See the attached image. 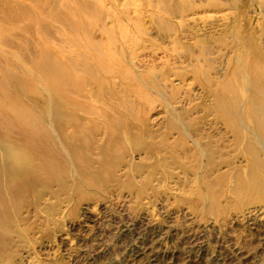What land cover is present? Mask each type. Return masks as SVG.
Instances as JSON below:
<instances>
[{"label": "rangeland", "instance_id": "rangeland-1", "mask_svg": "<svg viewBox=\"0 0 264 264\" xmlns=\"http://www.w3.org/2000/svg\"><path fill=\"white\" fill-rule=\"evenodd\" d=\"M10 1L16 3L17 7H26V18L23 22L31 24L27 32L19 30V33L18 30L12 29L18 36L16 44L21 46L18 48H24L29 39L34 47L45 51L47 56L43 61L49 63V68L38 66L39 60L31 58L30 53H26L22 58L18 54L19 51L0 48V61L3 65L7 62V67H0V129L6 127L17 131V137H12V142H19L24 149H29L27 147L32 148L30 145H22L25 144L23 131H26V141L29 144L37 142V139L28 135L22 114L30 115L33 119L48 114L51 119L52 111L59 108L78 114L82 121L95 123L99 131L91 135L94 144L90 153L83 155V161L88 162L91 171L88 182L94 183L105 179L102 172H97L103 168L101 166L105 160L106 166L110 160L118 161L123 157L119 153L123 145L128 149V142L133 145L139 134H150L155 139L154 142L169 139V132L167 129L164 131L165 122L169 117L187 120L189 117L202 118L206 115L205 123L213 120L216 115L212 107L214 99L201 93L202 88L198 87V80H194L198 78V74L189 70L190 63H194L193 52L197 48L193 52L183 49L193 42H189L190 39L207 41L210 37L219 38L226 29L224 25L231 26L237 16L248 20H245V23L247 22L249 28L254 27L257 21L264 25V15L260 9L245 0L237 9L225 2L226 9L218 14L214 13L212 8H197L195 15L189 13L188 17L186 16L184 27L188 33L196 32L195 35H188L186 30L179 29L181 35L182 31L186 32H183L184 36H178V43L184 46L180 50L184 53L182 56L178 53L180 51L178 54L174 53L175 55L172 52L173 37L159 33L156 25L158 20L155 19L158 16H155V10L150 7L154 0H81L84 4L86 2L85 8L66 3L69 10L64 11V14L67 13L70 17V26L63 27L61 32L58 29V21L44 20L35 6L23 0ZM59 1L55 0L54 4L58 12ZM198 1L200 0H196ZM254 15H258V19L253 17ZM28 16L33 18L29 19ZM251 19L253 22H250ZM175 20L173 24H178L179 21ZM42 21L49 23L43 30L40 27ZM47 28L50 35L46 36L42 32ZM206 45L212 49L217 47L221 54L219 58L215 49L214 53L208 56L212 63L211 77L216 82H226L232 76L227 64L232 56L231 50L227 48L228 44L224 46L225 42L212 41ZM225 47L228 50L221 53ZM185 51L189 55L185 54ZM224 53L227 54L223 55ZM180 54L182 57L178 58ZM221 57L226 60L229 57V60H222ZM173 68L178 69L179 74L176 75ZM215 72L218 74H214ZM183 80L184 85H179V81ZM161 83L166 88L172 86L176 90V102L171 108L155 93L159 92ZM246 91L243 90L242 95ZM238 103L243 105V99ZM203 126V123L199 124V128ZM217 127L218 132H224L223 125ZM67 130L72 131L71 128ZM55 131L59 140L61 134ZM105 133L106 140L102 139ZM225 140H230V136L227 135ZM98 141H109L115 151L100 154L97 151ZM56 146L68 161V148L62 147L58 141ZM36 150L37 156L47 159L53 157L51 147ZM28 151L31 152L30 149ZM143 155H125L127 160L133 159L134 163L141 160L145 163L141 171L132 174L134 182L130 189L114 183L101 191L86 185L87 181L84 179L82 182L76 180L77 191L71 195L72 200L69 199L68 202L62 197L61 208L53 219L54 223L44 224L30 217L28 226L24 227L26 239L14 243L11 264H264L263 201L251 200L244 194L239 199L240 202L223 197L218 199V194L223 189L213 185L208 192L204 184L192 182L191 177L188 178L176 166H168L166 170L156 166L157 173L151 181L146 182L143 177L146 174L147 162ZM184 161L187 162V159ZM148 163L151 165V161ZM122 168L121 164L116 165L115 177L124 176L125 171ZM162 171L168 173L164 178ZM198 172L196 170L194 173ZM137 192L138 197L134 195ZM211 198L217 203L213 210L209 209L208 204Z\"/></svg>", "mask_w": 264, "mask_h": 264}, {"label": "bare ground", "instance_id": "bare-ground-1", "mask_svg": "<svg viewBox=\"0 0 264 264\" xmlns=\"http://www.w3.org/2000/svg\"><path fill=\"white\" fill-rule=\"evenodd\" d=\"M23 1L27 2V4L35 6L38 13L40 12L41 14L39 15L41 18H44V20L51 22L58 21L60 25L58 28L59 32L62 31L63 27L67 28V26H70L68 22V18L70 17L66 15L67 13L64 14V11L69 10V5L66 3L75 5L79 8L86 7V2L84 1V4L81 0H56L57 2L59 1V4H57L60 6L58 12L56 6H54L55 0ZM242 1L244 0H231V2H229V0H200L198 2H196V0H154L152 6L150 7L155 10V16H158V18L155 19L158 20L156 21V25H158L157 28L159 33L166 34L168 37H173L171 49L173 54H176L184 47L182 44L178 43V36L181 35L179 34V29L184 30V27H186L185 20L189 13L190 15H195L197 8L203 10H209L212 8L213 10H210L218 14L224 12L223 10L226 5L225 2H228V5L230 6H235L237 9V6ZM245 1L251 2V6L253 7L257 6L260 9L261 14L264 15V0ZM15 5L16 3L13 4L10 0H0V48H6L11 51H19V53H17L20 54L22 58L26 53H30V55H32L31 58L39 60L38 66H42V68H49V63L43 61V59H46L47 56L45 51H40L39 48L34 47L29 42V39L24 48H18L20 46V44L19 46L16 44V41H18L16 37L18 36L15 35L13 30L27 32L28 27H30L29 25L31 24L23 22L26 18V7L21 8ZM91 5L92 4H90V6ZM230 6H228V8H231ZM98 7L97 9H99ZM261 14L259 15L261 16ZM255 16L257 17L258 15H254L253 17ZM28 17L29 19L33 18L30 16ZM127 17L128 16H126V18ZM174 19L179 21V23L173 24ZM41 20L42 19H40V21ZM245 20L246 19H240L237 16L235 22H231V26L227 24L224 25V28L226 29L222 31L223 35L219 38L210 37L207 41L204 39L192 38L189 40V42L193 41L190 42L189 47L185 46L183 48L187 52L188 50L193 52L194 49L197 48L196 51L193 52L194 63H190L189 70L198 74V78H194V80H198L199 84L197 85L198 87L201 86V93L209 95L210 98L214 99V105L212 107L216 115L213 120H209L205 123L204 118H207L206 115L202 118L198 117L189 119V117L187 120L169 117V120H167L164 125V131L167 129V132L170 134L169 139L154 142L153 140L155 139H153L150 134H139L137 141L133 145H131L132 142H128V146L130 145L128 149L125 147V144L123 145L119 152L123 157L119 158L118 161L114 159L110 160L106 166L105 160V163L101 166L103 168L97 171L98 173L102 172L104 174L105 179L103 181L98 183L88 182L91 176V171H89L90 166L88 165V162H84L85 160L83 161V155H86V153L89 154L94 144V138L91 135L98 132L99 129L95 123L79 119L78 114H73L66 109L63 110L59 108L52 111L51 119L47 116L48 114H43L38 117V119H33L30 115L22 114V121L29 132L28 135L37 139V142L29 144L28 141H26V139H28L26 138V131H23L25 144L22 143V145L25 147L30 145L32 148H27H29L31 152L28 151L29 149H24L19 142H12V137H17V131H13L6 127L0 129V264L12 263L15 249L14 243H20L26 239V229L24 227L28 226L30 217L34 218L36 221L43 222L44 224L53 222V219L60 211L62 197H64L65 201L68 202L72 200L70 199L72 198L71 195L77 191L78 187L75 183L76 180L82 182L84 179L87 181L86 185L93 186L101 191L110 184L114 183L116 185H120L121 187L123 186L130 189L132 187V182H134V179L132 180V177H134L132 174L135 175L136 172L141 171L142 167L145 166V163H143L144 160H141L138 163H134L133 159L127 160L125 158L127 153L144 154L143 156L145 157V162H147V170L143 180L146 182L149 180L151 181L157 173L155 170L156 166L163 167L164 170H166L168 166L170 168L176 166V168L181 169L188 178L191 177L192 182L198 181L204 184L205 190L208 192L213 185L218 186L221 190L223 189V191L218 194V199L221 197L226 199L230 198L238 202L244 194V196L251 200L258 199V201L264 202V25L257 21V24H255L254 27L249 28L250 26L248 27ZM250 22H253L252 19ZM151 23L154 24L153 21ZM47 26H49V23L47 22L40 24L42 30L43 27ZM32 29L33 28H31V30ZM20 31L19 33H21ZM184 31L181 32V36H184L183 34H186V32L188 33V30H186V32ZM42 33L50 35L48 28ZM75 33L77 34L76 31ZM191 33H188V35ZM194 33L196 32H193L192 34L195 35ZM30 36L31 35H29V37ZM46 36H44L45 39ZM74 36L75 35H73V37ZM212 41H218L219 43L225 42L224 46L228 44L227 48L231 50L230 53L232 56L230 60L228 59L229 57H226L227 60L221 57L222 60H229L227 64L229 66L228 69H230L229 74L232 76L226 82H216V80L214 81L211 77V74L213 73V71L210 73L212 63H210L211 60L208 59V56L210 54L212 55L214 53L213 50L215 49L218 53V57L221 55L219 54V50H217L216 46L215 49H212L206 45L208 42ZM227 48L225 47L222 51L220 50L221 53H223V51ZM218 49L220 48L218 47ZM186 51L185 54H188ZM178 53H181L182 56L184 54L182 51ZM169 54L170 53H168V55ZM181 54L178 58L182 57ZM226 54L224 53L223 55ZM127 58L128 57H126V59ZM26 60L28 62V59ZM6 64L7 62L3 65L2 61H0V67H7ZM55 67H57V64H55ZM77 69L81 68L77 67ZM144 69L145 68H143V71ZM217 69L218 68H216V70ZM146 72L148 73V71ZM174 72L177 75L180 71H178V69H174ZM214 74L218 73L215 72ZM183 83L184 80L181 82L179 81L178 84L184 85ZM161 84L159 85L160 87H158V91L160 93H155L156 95H160L164 103L169 105L171 108L176 102L174 97L176 95V90L172 86L170 87L168 85L170 88V92L168 93V87L166 88V86L163 85L165 83L163 82V84ZM243 90L247 91L242 95ZM162 91H164V93H161ZM92 93L94 92L92 91ZM237 99L239 101L243 99L244 104L238 105L239 101ZM227 100L229 102H227ZM188 112H190V108L188 109ZM50 120L52 122H49ZM201 123H203L204 126L199 128V124ZM220 124L224 126L223 133L218 132L217 125ZM104 125L106 130V123ZM68 128H71L72 131H68ZM54 129L61 134L59 140L55 136L56 131ZM227 135L230 136V140H225ZM54 138L56 141L61 143L62 147L64 146L68 148L66 149L68 150L66 152L68 161L63 158L62 154L57 149ZM102 139L106 140V133ZM123 139L125 140L126 138L123 137ZM39 141L41 142L39 143ZM43 147L45 149H50L51 147L53 156L52 159L36 155L35 150H41ZM97 151H99L100 154H106V152H112L115 151V149L109 141H98ZM87 159H89V157ZM87 159L86 161H88ZM184 159H187V162L184 161ZM149 161H151V165L148 163ZM118 163L122 165V169L125 171L122 178L115 177L114 175V170ZM196 170L199 172L194 173ZM94 174H96V170L94 171ZM161 175H163L164 178L168 175V173L162 171ZM30 194L33 195L30 196ZM134 195L138 197V192ZM214 198H211L208 201L210 210L217 207V203Z\"/></svg>", "mask_w": 264, "mask_h": 264}]
</instances>
